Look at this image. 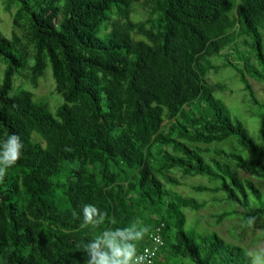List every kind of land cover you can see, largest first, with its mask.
Masks as SVG:
<instances>
[{"label": "trees", "instance_id": "1", "mask_svg": "<svg viewBox=\"0 0 264 264\" xmlns=\"http://www.w3.org/2000/svg\"><path fill=\"white\" fill-rule=\"evenodd\" d=\"M12 16L0 33V140L17 134L24 157L0 184V258L7 264H87L83 246L106 230L135 226L163 241L156 264H251L239 245L187 228L186 210L206 205L173 187L194 176L218 181L241 209L211 215L264 217V0H0ZM136 7L142 19L133 20ZM224 57L221 65L211 59ZM230 66L260 108L262 143L215 96L211 69ZM51 70L50 108L22 85ZM18 78H17V77ZM17 78V79H16ZM16 82V83H15ZM20 83L22 85L17 86ZM15 89V91H13ZM232 142L229 150L210 145ZM178 175V176H177ZM106 213L82 227V206ZM165 256V257H164Z\"/></svg>", "mask_w": 264, "mask_h": 264}, {"label": "rangeland", "instance_id": "2", "mask_svg": "<svg viewBox=\"0 0 264 264\" xmlns=\"http://www.w3.org/2000/svg\"><path fill=\"white\" fill-rule=\"evenodd\" d=\"M135 9V13L132 14L133 20L142 19L143 15L140 8L136 7ZM12 30V16L10 12L5 11L0 5V33L5 37L10 38ZM211 61L215 65H221L224 61V57L216 56L213 57ZM3 68L4 65L0 64V78L2 76ZM47 71L49 74H47L45 78L39 80L36 88H33L30 83H25L24 85H22L23 83H17L16 85H22L24 88L31 90L37 99H46L50 108L54 110L55 105L60 102L61 98L54 93V85L50 77L51 70L49 67ZM207 78L210 82L221 83L225 86L226 90L217 91L215 96L226 104L233 120L239 119L245 125L248 135L253 142L260 145L262 143L259 132L260 108L258 105L252 103L249 93L244 90V86L240 81L237 72L230 66H220L218 70L211 69ZM249 81L253 87L257 100L260 104H264V84L258 83L252 79H249ZM13 91H15V89ZM231 146L232 142L229 141L210 145L212 148H223L225 150H229ZM239 176L242 178H251L257 187L264 192V184L260 178L252 176L251 173L243 170L239 171ZM183 182L184 184L182 186L173 187L172 189L178 191L181 195L194 197L200 202H206V205L199 211L186 210L187 228L190 229L196 227L199 231H214L227 242L239 245L247 252L264 249V217H257L249 224L244 225L241 216L238 213L228 216L220 224H214L211 215L231 210L241 212V209L233 203H219L215 200L216 198H219L221 193L196 192L193 189L196 185L214 187L218 184V181L210 182L207 177L194 176L183 180ZM170 263L192 264L187 260H172Z\"/></svg>", "mask_w": 264, "mask_h": 264}, {"label": "clouds", "instance_id": "3", "mask_svg": "<svg viewBox=\"0 0 264 264\" xmlns=\"http://www.w3.org/2000/svg\"><path fill=\"white\" fill-rule=\"evenodd\" d=\"M24 141L17 134H10L0 140V184L4 183L10 169L24 157ZM106 213L94 204L82 206V227L93 229L102 225ZM145 230L135 226L106 230L83 246L87 254V264H144L146 257L137 254L136 241L143 239ZM251 257V264H264V249L245 252ZM0 264H7L0 258Z\"/></svg>", "mask_w": 264, "mask_h": 264}, {"label": "built area", "instance_id": "4", "mask_svg": "<svg viewBox=\"0 0 264 264\" xmlns=\"http://www.w3.org/2000/svg\"><path fill=\"white\" fill-rule=\"evenodd\" d=\"M149 238L151 241L150 245L144 246L142 249L137 251V254L146 257L144 264H156L163 241L158 233L151 234Z\"/></svg>", "mask_w": 264, "mask_h": 264}]
</instances>
